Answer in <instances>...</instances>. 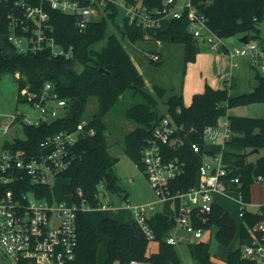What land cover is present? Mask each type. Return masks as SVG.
<instances>
[{
  "label": "trees",
  "instance_id": "16d2710c",
  "mask_svg": "<svg viewBox=\"0 0 264 264\" xmlns=\"http://www.w3.org/2000/svg\"><path fill=\"white\" fill-rule=\"evenodd\" d=\"M151 6H161L162 0H144ZM143 2V3H144ZM198 10L208 19V26L223 38L247 35L250 40H258L261 44L259 24L264 20V0H194ZM112 12L101 21L91 22L84 30H79L71 15L50 10L52 21L56 27L58 40L65 46L72 45L74 55L53 56L49 50L35 53H18L12 50L4 37L9 31L8 4L0 3V36L3 47H9L11 53L0 51V78L11 73L17 80L19 100L25 88L33 92H41L46 82L54 84L56 91L63 98L72 102L80 101L75 118L59 117L40 126H27L26 139L18 140L17 146L27 149L36 147L47 136L60 130H74L81 121L89 99L95 97L98 109L89 120L88 127L95 129L94 134H83L72 147L71 166L63 178L69 179L64 185V192L72 196L77 210L78 245L76 257L66 264H98L99 247L106 237L108 239L107 257L103 264L137 263L148 264H182L176 246L167 242L169 231L175 224L174 216L162 211L154 212L149 224L154 230L155 241L159 243L157 252L147 254L150 240L140 226L121 222L114 217H105L99 226L91 222L83 205L89 208L100 207V189L103 186L108 193H120L123 188L120 178L115 172L116 159L109 151L108 126L105 120L108 112L119 102L122 93L133 88L144 97V101L128 106L125 116L133 122L132 128L124 136V151L144 171L142 151L152 136L153 128L166 114L152 108L154 97L144 91L145 78L137 63L122 41L127 37L130 42L143 41L144 29L125 23L120 26L116 20L120 14L117 6H111ZM117 32H110V23ZM154 39L163 43L180 42L184 44L185 62L195 59L200 52L199 41L188 30V18L166 20L160 30L148 32ZM240 38V37H239ZM106 40L100 48L95 45ZM2 49V48H0ZM161 64L162 61H153ZM101 68L110 72L107 74ZM259 79L251 91L232 95L230 88H214L205 85L203 92L193 95L190 105L184 103L183 94L170 95L166 100L167 113L185 132H195V138L202 141L201 134L206 126L217 124L223 116L229 121L232 137L225 144L223 158L228 167L240 170V190L244 200L251 202L252 186L258 175L264 177V154L250 153L255 148L264 149V117L241 116L229 113L233 107L264 102V76ZM154 90L158 97L167 94L165 87L156 85ZM155 104V103H154ZM177 142L165 145L168 157L181 156L186 163L185 173L171 181L172 193L186 191L195 184L197 164L177 150ZM182 152V153H181ZM197 162V161H196ZM40 196L51 195L47 186H38ZM126 197L128 194L126 193ZM245 208L244 220H237L230 211L220 204H215L204 224L195 218L196 226L205 230H215L220 244L229 246L237 238L238 245L229 251L226 264H245L241 246L248 242L246 223H252L263 216ZM264 211V205L261 206ZM212 237V236H211ZM191 260L195 264H219L214 261L209 240H192L188 243Z\"/></svg>",
  "mask_w": 264,
  "mask_h": 264
},
{
  "label": "built area",
  "instance_id": "2783aa9c",
  "mask_svg": "<svg viewBox=\"0 0 264 264\" xmlns=\"http://www.w3.org/2000/svg\"><path fill=\"white\" fill-rule=\"evenodd\" d=\"M1 2L8 4L9 31L4 37L11 44L12 50L18 53L49 50L53 56L71 58L74 48L72 45L65 46L58 40L50 10L73 16L76 27L84 30L89 23L101 21L111 13V6L115 5L120 10L117 16L120 20L117 21L122 26L128 23L147 31L144 41H160L153 39L148 32L160 30L164 21L179 19L186 14L188 30L200 45H205L211 51L227 53L233 67L240 66L238 58H247L253 67L264 70V47L261 43L248 39L247 42H240L239 46L234 45L236 38L234 42H229L228 38L219 36L208 26L206 15L198 10L194 0H162L161 6H151L144 0H0ZM150 59L159 61L161 56L151 52ZM227 81L230 83L228 86H231L232 74L227 77ZM22 92L33 107V112L27 122L19 115L0 119V137L9 134L20 124L24 125L25 132L27 126H40L68 113L71 102L61 97L51 82H46L41 92H33L28 88ZM94 133L93 127L80 121L76 129L60 130L47 136L34 148L17 146L19 139H26V132L23 137L14 136L3 142L0 148V256L11 260L12 264H66L76 257L79 207L73 201L68 204L55 199L52 187L55 180L63 178L70 168L74 144L83 134ZM185 136L191 137L188 147L194 154L201 156V159L197 162L190 159L198 166L195 184L186 191L173 194L171 181L185 173L187 162L181 156L168 157L165 145L176 141V148L180 151ZM200 136L202 141L195 138V132H185L167 115L154 126L152 136L142 151L144 172L160 200H180L179 214L174 217L175 224L166 238L173 245L186 239L185 234L179 233L180 229L195 241L207 240L206 235L212 231L196 226L194 220L198 218L202 224L208 221V214L216 204L215 193L228 194L233 188H237L238 196L235 199L241 204L238 217L241 220L245 218L244 207L248 204L240 190V171L228 167L223 158L225 144L232 137L228 119L221 117L217 124L206 126ZM208 143H220L221 149L210 152L205 149ZM263 179L262 175H258L255 183ZM38 186L50 187L52 194L40 196L35 189ZM129 207L134 221L150 241L154 240L155 233L149 224V218L155 212V204ZM83 209L89 207L83 205ZM255 213L263 217L246 223L249 241L241 246L245 264H264V211L260 206ZM191 264L195 263L191 260Z\"/></svg>",
  "mask_w": 264,
  "mask_h": 264
},
{
  "label": "rangeland",
  "instance_id": "374dc122",
  "mask_svg": "<svg viewBox=\"0 0 264 264\" xmlns=\"http://www.w3.org/2000/svg\"><path fill=\"white\" fill-rule=\"evenodd\" d=\"M183 1L185 0H179V2ZM100 16L101 14L99 17ZM116 20L120 19L117 18ZM119 25L122 26L120 23ZM109 27L110 32H117V28L112 22ZM259 27L261 29L259 39L264 41V20L259 24ZM239 37L241 36L236 37L234 45H241ZM122 41L134 57L140 72L145 78L144 91L146 94H150L154 97V101L151 103L153 106L152 108L158 109L159 112L166 114V116L169 114L167 113V106L165 102L170 95L183 93L184 103L190 104L193 94L196 91H203L207 83L211 86H216L219 85V79L221 82V78L218 79L219 64L216 60H214V55L218 53L216 51L207 50L205 45H200L201 50L196 54L194 60L185 62L184 44L180 42H162L165 47L162 54L163 58L159 60L160 62L162 61V63L154 64L150 60L151 52L148 51L150 49L147 50V48H150V45H152L155 41L148 42L139 40L133 43L130 42L127 37H123ZM2 43L3 39L2 36H0V48H2L0 51L6 54L11 53L12 51L9 47H3ZM105 43L106 40H102L96 44L95 47L100 48ZM135 50L138 53H135ZM219 53L226 54L223 52ZM147 54L149 56H147ZM238 60L241 67L233 68L234 78L232 85L228 86L232 95L251 91L259 83L257 75L261 74L264 76V70H259L256 67H250L247 65V61L245 62L244 58H238ZM221 84L223 85V81ZM156 85L166 88L167 94L164 97L157 96L154 90ZM228 85H230V83H228ZM18 93L19 87L14 75L11 73L3 74L0 78V119L4 117L11 118L19 115L24 122H27L29 115L33 112V107L28 103V101H26L24 92L21 91V100H19ZM144 100V97L137 93L135 89L129 88L122 93L119 102L106 115L105 120L108 126L107 132L109 133V151L116 159L114 168L116 174L120 178L123 191L120 193H108L102 185L99 186L100 207L89 208V211L87 212L88 216H90L93 221L96 220L102 212H106L109 217H117L121 221L132 222L134 220V215L129 206H141L150 203L155 204V212H167L172 216L173 214L176 215L178 213L179 199L173 198L168 201H161L156 191L151 186L145 172L141 170L124 151V136L133 126V122L126 118L125 110L128 106ZM97 109L98 101L96 98L93 97L89 99L81 117V121L86 123L89 122L92 116L96 113ZM229 113L241 116L264 117V102L236 106L231 108ZM223 117L226 118V116ZM24 135V125L20 124L13 128L9 134L0 137V148L5 140H9L14 136L23 137ZM189 140H191V137L185 136L184 142L181 143L180 150L183 153L189 151ZM249 152H251L250 149ZM254 154L256 155L251 156L252 158H255L257 155L264 154V149H260L259 153ZM191 155L193 154L191 153ZM193 158L197 160L201 159L199 155H194ZM69 181V179L65 178L55 180L52 192L55 199L66 201L68 204H71L73 201L72 196L64 192V185L68 184ZM126 193L128 194V197H126ZM237 196L238 190L237 188H233L228 194L219 192L215 193L214 202L225 207L228 211H230L233 217L239 220L240 218L238 217V212L241 208V204L235 199ZM102 205H106L112 210L105 209V211L103 210ZM262 205H264V179L259 182V184L252 186L251 202L245 207L250 211L256 212ZM151 213L152 212H150V214ZM99 222L98 224L95 222L93 223L99 226ZM179 233L185 234L186 239L184 242L176 246L177 251L183 263L191 264L188 243L194 239L183 229H180ZM209 242L211 244L212 257L214 261L219 264H226L229 251L235 249L238 245L237 238H235L228 247L220 244L216 238L215 230L212 237L209 238ZM157 243V241H150L149 250L155 248ZM106 247L107 238L105 237L99 247L97 256L98 264H103L105 260ZM0 264H12V262L11 260L0 256ZM113 264H119V262L115 261Z\"/></svg>",
  "mask_w": 264,
  "mask_h": 264
},
{
  "label": "crops",
  "instance_id": "0c3cea01",
  "mask_svg": "<svg viewBox=\"0 0 264 264\" xmlns=\"http://www.w3.org/2000/svg\"><path fill=\"white\" fill-rule=\"evenodd\" d=\"M263 47H264V45H263V43L261 44ZM164 46H163V44H162V41L160 40V41H155L152 45H150V48H147V50L148 49H150V50H148V51H150V52H154V53H158V54H160V56H161V59L163 58L162 56V54H163V52H164ZM206 49L207 50H209L207 47H206ZM135 53H138L136 50H135ZM218 54H216V55H214V60H216L217 61V63L219 64L218 65V72H219V76H218V79L219 78H221V82H220V79H219V85H216V86H212V87H214V88H225L226 86H228V81H227V77L230 75V74H232V76H233V78H234V74H233V72H234V70H233V68H235V67H233V65H232V60H231V58L229 57V55L226 53V54H221V53H219V52H217ZM131 54V53H130ZM131 56H132V54H131ZM136 57V56H135ZM137 57H140V56H137ZM132 58L134 59V57L132 56ZM135 60V59H134ZM244 60H245V62L247 61V65H249L250 67H253L251 64H250V61L247 59V58H244ZM137 63V62H136ZM239 67H241V66H239ZM238 67V68H239ZM254 68V67H253ZM217 79V78H216ZM215 79V80H216ZM235 80V79H234ZM222 81H223V85L221 84L222 83ZM221 84V85H220ZM183 88V87H182ZM205 89V88H204ZM204 91V90H203ZM203 91H201V92H203ZM196 93H200V91H196L194 94H196ZM183 94V93H182ZM193 94V95H194ZM192 99H193V96H192ZM192 99H191V102H192ZM191 104V103H190ZM190 104H186V105H190ZM132 128V127H131ZM205 149L206 150H208V151H210V152H216V151H218V150H220L221 149V144L220 143H208L207 145H205ZM188 152H186V153H183L185 156H187L188 158H190V159H192V160H196V161H199V160H197V159H194L193 158V156L194 155H196V154H194L190 149H189V147H188ZM191 153L193 154V155H191ZM200 158H201V156H200ZM240 171V170H239ZM238 173V172H237ZM255 184H259V183H254V185ZM217 204V203H216ZM179 205H180V200H179ZM112 210V209H110V208H108V207H106V208H103V210ZM105 210V211H106ZM89 210L88 209H86L85 210V212H86V215H87V217H88V219L90 220L91 218H90V216H88V214H87V212H88ZM164 213H166V214H168L167 212H164ZM179 214V206H178V213L176 214V215H174L173 214V216L175 217V216H177ZM168 215H171V214H168ZM108 216V214L106 213V212H102V214L96 219V220H92L93 222H95L96 224H98V222H99V220L102 218H105V217H107ZM172 216V215H171ZM109 217V216H108ZM114 218H116L117 220H119L117 217H114ZM101 219V220H102ZM90 220V221H91ZM135 220V219H134ZM134 220L132 221V222H134ZM91 221V222H92ZM119 221H121V220H119ZM101 222V221H100ZM100 222H99V224H100ZM121 222H127V223H132V222H130V221H121ZM94 223V224H95ZM95 224V225H96ZM212 232L211 233H209V234H207L206 235V238H207V240H209V238H211V236H212ZM105 238V237H104ZM104 240V239H103ZM152 241H155V240H152ZM150 244V243H149ZM107 245H108V239H107ZM158 249H159V243H157V246L155 247V248H153V249H151V250H149V245H148V249H147V254L149 255V254H151V253H153V252H157L158 251ZM106 250H107V247H106ZM106 257H107V253H106ZM106 257H105V259H106ZM104 262H105V260H104ZM103 262V263H104ZM136 264H140V263H136Z\"/></svg>",
  "mask_w": 264,
  "mask_h": 264
},
{
  "label": "water",
  "instance_id": "95a60500",
  "mask_svg": "<svg viewBox=\"0 0 264 264\" xmlns=\"http://www.w3.org/2000/svg\"><path fill=\"white\" fill-rule=\"evenodd\" d=\"M248 39H249L248 36L247 35H244V36H242V37L239 38V41L240 42H247ZM228 41L229 42H234L235 41V37L234 36L229 37L228 38ZM101 70L103 72L107 73V74H110L109 71H107V70H105L103 68H101ZM79 106H80V101L78 99L73 100L70 103L69 110H68V113H67L66 117L69 118V119L75 118L76 117V114L78 112ZM259 152H260V149L259 148H255V149L251 150L250 153H259Z\"/></svg>",
  "mask_w": 264,
  "mask_h": 264
}]
</instances>
